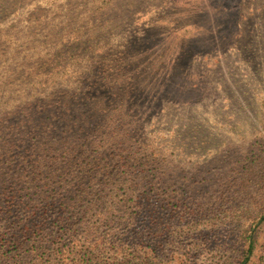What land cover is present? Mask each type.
<instances>
[{
  "label": "rangeland",
  "instance_id": "374dc122",
  "mask_svg": "<svg viewBox=\"0 0 264 264\" xmlns=\"http://www.w3.org/2000/svg\"><path fill=\"white\" fill-rule=\"evenodd\" d=\"M0 35L13 40V56L0 60V101L11 98L12 110L34 94L41 104L78 100L76 112L70 103L55 111L74 120L82 105L90 115L109 108L114 91L128 92L124 118L142 151L156 152L160 200L192 211L170 220L155 264H264V177L240 176L264 143V0H0ZM26 54L61 64L48 85H33L41 77ZM104 65L120 67L111 85ZM172 67L186 90L167 89L181 84ZM135 84L147 95L136 103Z\"/></svg>",
  "mask_w": 264,
  "mask_h": 264
},
{
  "label": "trees",
  "instance_id": "16d2710c",
  "mask_svg": "<svg viewBox=\"0 0 264 264\" xmlns=\"http://www.w3.org/2000/svg\"><path fill=\"white\" fill-rule=\"evenodd\" d=\"M0 43L6 46H0V60L6 63L13 56V50L6 51L13 40L0 35ZM25 58L33 77H41L33 85H48L61 66L54 58ZM106 66L102 72L111 85L109 78L120 67L107 71ZM173 70L172 81L181 84L168 83L167 89L186 90L184 76ZM89 87L92 95L98 87L93 78ZM135 87H130L134 103L143 92L141 84ZM111 97L109 108L90 115L82 105L74 120L55 111L70 103L66 111L76 112L78 100L41 104L44 100L34 94L23 109L15 110L8 106L11 98L0 101V264H155L156 243L172 234L170 220L182 222L192 214L162 203L151 178L158 165L156 152L142 151L137 127L124 118L132 107L128 92L114 91ZM81 100L87 104L85 97ZM258 147L240 172L245 181L250 179L245 175L264 177V143ZM259 182L264 186V178ZM116 183L115 193L106 190Z\"/></svg>",
  "mask_w": 264,
  "mask_h": 264
}]
</instances>
